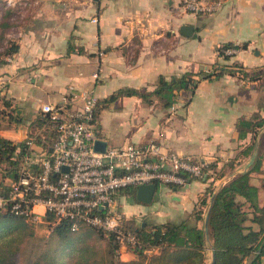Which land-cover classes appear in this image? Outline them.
I'll list each match as a JSON object with an SVG mask.
<instances>
[{"label":"crops","instance_id":"obj_1","mask_svg":"<svg viewBox=\"0 0 264 264\" xmlns=\"http://www.w3.org/2000/svg\"><path fill=\"white\" fill-rule=\"evenodd\" d=\"M27 1L24 16L15 21L10 18L16 9L0 2L4 16L9 12L12 22L5 37L18 45L11 55L1 57L0 93L20 108L24 119L17 126L0 129L1 136L15 142L25 139L31 121L41 114V105L60 101L73 83L93 88L98 97L95 115L100 134L94 146L153 139L165 149L214 160L219 167L249 160L251 155L233 160L252 139L250 132L239 138L236 120L264 114V74L248 79L225 72L201 79L193 90L177 92L169 106L157 97L147 102L138 95L103 100L120 87L153 90L159 75L171 78L207 69L220 59L217 48L225 42L238 44L229 63L248 73L264 68V0H222L213 13H191L181 0ZM182 24L193 25L191 35L181 33ZM244 43L246 47H241ZM263 127L256 135L258 146ZM245 164L228 169L226 175ZM251 176L262 204L264 157ZM220 179L194 177L183 186L156 184L150 203L134 207L137 200L121 195L123 203L118 207L142 225L180 221L197 206L208 184L214 181L216 186ZM120 258L130 260L136 254L126 248Z\"/></svg>","mask_w":264,"mask_h":264},{"label":"trees","instance_id":"obj_2","mask_svg":"<svg viewBox=\"0 0 264 264\" xmlns=\"http://www.w3.org/2000/svg\"><path fill=\"white\" fill-rule=\"evenodd\" d=\"M0 2L3 4L4 0H0ZM8 17L9 12L0 22V42L3 43L5 40L3 50H0V60H2V56L11 55L18 47L15 40L5 37V32L12 23ZM219 46H238V44L225 42ZM241 47H246V44H242ZM218 56L220 59L213 62L207 69L196 72L185 71L179 75H173L171 78L159 75L153 90L120 87L103 101L110 102L123 95H138L147 102H151L154 97H157L163 105L169 106L175 101L177 92L181 89L193 90L201 79L219 77L225 72L230 74L236 72L242 78L248 79H256L264 74V68L253 69L251 73H248L240 65L229 63V55L219 51ZM2 120L6 123L4 126L1 124ZM22 122L24 119L20 108L0 93V129L12 125L17 126ZM30 124L31 129L28 135L36 136V146L32 149L47 150L55 136L54 122L41 113L36 115ZM262 126H264V114L258 112L250 117H239L236 120L239 138L245 137L250 132L252 139L250 143L239 150L233 160L237 157L242 156L243 158L244 156L245 158L251 155L257 132ZM38 130L40 132L36 134ZM263 146L264 133L259 140L258 152L253 164L245 172L227 178L219 186L209 212L207 234L203 221L209 198L215 189L214 181L225 176L228 169H235L237 165L242 164L243 160L238 161L237 164H234L233 161L226 162L220 167L216 161L208 160L207 166L204 167V174L199 178L212 177L214 181L208 184L192 212L180 221L158 223L145 221V224L142 225L140 222H133L128 217V222L137 228L140 236V243L128 248L136 254L134 259H121L117 250L118 242L113 237L103 236L99 229L93 227L99 231L103 238L107 239V245L103 259H96L97 262H95L93 259L90 260V257L84 258L87 260V264L92 262L96 264H209L211 246L215 249V264H264V202L259 204V187L251 176L252 171L260 169L264 157ZM25 152H28L25 139L15 142L0 135V192L5 191L2 181L5 176H17ZM191 178L194 177H189V179ZM121 195L136 201L134 187L119 189L116 197ZM41 219L50 226V229L52 227L49 234L52 233L55 238L64 236L68 231H75L70 228L68 220L56 221L50 212H47ZM27 221L31 220H27L21 215L0 213V264H8V256L13 254L11 249L13 236L9 239V232L25 230V224L29 223ZM31 222L29 224L36 221ZM199 222H201L200 225ZM253 224H256L257 227L254 228ZM3 234L6 235V238L1 241ZM148 248H152V250L146 252L145 250ZM57 249L58 247L52 246L51 254L50 252L43 253L44 255L38 258V263L63 264L60 262V256L57 255ZM72 256L69 259L73 258L71 264H77L76 259L79 257Z\"/></svg>","mask_w":264,"mask_h":264},{"label":"built area","instance_id":"obj_3","mask_svg":"<svg viewBox=\"0 0 264 264\" xmlns=\"http://www.w3.org/2000/svg\"><path fill=\"white\" fill-rule=\"evenodd\" d=\"M181 2L191 13H213L223 4L222 0ZM29 4L27 0H4L3 7L16 9L10 18L15 21L24 16ZM219 51L231 56L238 48L219 46L217 54ZM6 60L11 57L6 56ZM97 102L93 88L71 83L60 101L41 105V113L55 124V136L45 151L32 149L35 135L25 136L28 152L22 157L17 176L2 179L5 191L0 192V213L35 221L50 212L56 221L68 220L72 230L85 224L99 229L105 237H113L120 253L137 246L140 236L128 222L129 216L118 207V190L149 182L183 186L189 177L204 174L208 160L165 149L153 139L96 149L100 134Z\"/></svg>","mask_w":264,"mask_h":264},{"label":"rangeland","instance_id":"obj_4","mask_svg":"<svg viewBox=\"0 0 264 264\" xmlns=\"http://www.w3.org/2000/svg\"><path fill=\"white\" fill-rule=\"evenodd\" d=\"M3 13L5 11L3 12V9H0V22L5 17ZM3 43L0 42L2 45H0V50H3ZM1 124L4 126L6 123L2 120ZM95 148L101 149L102 147L95 146ZM246 160L247 158L243 161V164H245ZM116 200L119 206L122 205L123 199L116 197ZM136 206L143 207V204L136 201L134 207ZM31 221L27 222L32 223ZM35 221L33 224H25V230L9 232V239L13 236L11 242L13 254L10 257L8 256V264H39L38 258L44 255L43 253L45 252H50L51 254L52 246L58 247L57 255L60 256V262L63 264H71L73 258L69 259L73 257L72 255L79 257V259H76L77 264H87V260L84 258L88 257L91 258L90 260H95V262H97L96 259H103L107 239L103 238L97 229L82 224L79 229L68 231L64 236L55 238L52 233L49 234L52 227L50 229V226L43 222L42 219ZM5 238L6 235L3 234L1 241H4ZM91 264L96 263L92 262Z\"/></svg>","mask_w":264,"mask_h":264},{"label":"water","instance_id":"obj_5","mask_svg":"<svg viewBox=\"0 0 264 264\" xmlns=\"http://www.w3.org/2000/svg\"><path fill=\"white\" fill-rule=\"evenodd\" d=\"M180 31L182 34L184 35H191L193 32V25L192 24H182L180 27ZM264 129V127H263ZM261 132L258 133V136H260ZM258 152V145L257 143H255V146L253 148V152L249 158V160L246 162V164L240 168V169H236L233 172H231L230 174L223 176L219 182L217 183V185L215 186V189L212 193V195L209 198V204L204 216V229L206 231L207 234V226H208V217H209V212L213 203V199L215 196V193L217 192L219 186L229 177L240 173V172H245L254 162L255 156ZM157 192V185L154 182H149V183H144V184H139L136 188H135V199L139 202L142 203H150L153 200V197L155 195V193ZM210 260H209V264H215V259H216V255H215V249L213 246L210 247Z\"/></svg>","mask_w":264,"mask_h":264}]
</instances>
